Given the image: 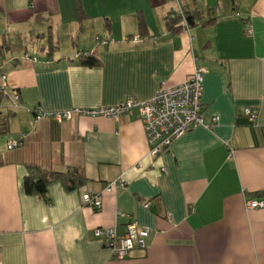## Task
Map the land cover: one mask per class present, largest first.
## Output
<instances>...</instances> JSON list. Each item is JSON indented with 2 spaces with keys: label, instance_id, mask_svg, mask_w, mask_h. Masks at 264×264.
Instances as JSON below:
<instances>
[{
  "label": "crops",
  "instance_id": "1",
  "mask_svg": "<svg viewBox=\"0 0 264 264\" xmlns=\"http://www.w3.org/2000/svg\"><path fill=\"white\" fill-rule=\"evenodd\" d=\"M183 1L81 0L79 20L78 0H0V36L11 45L0 76L21 96L0 111L13 113L0 133V264H264V210L245 207L246 196L264 197V0ZM179 6L203 13L189 33L167 27ZM135 34L142 42L126 40ZM81 51L101 64H78ZM196 67L205 70L211 126L182 134L156 160L138 117H53L149 100ZM247 106L258 110L255 121ZM23 133V145L8 149ZM30 164L79 169L87 182L67 190L53 181L48 200L27 194ZM86 191L101 196L99 210L84 203ZM132 219L150 229L145 246L113 259L95 230L115 227L122 237Z\"/></svg>",
  "mask_w": 264,
  "mask_h": 264
},
{
  "label": "built area",
  "instance_id": "2",
  "mask_svg": "<svg viewBox=\"0 0 264 264\" xmlns=\"http://www.w3.org/2000/svg\"><path fill=\"white\" fill-rule=\"evenodd\" d=\"M182 14V27L186 33L190 31V24L183 9L179 6ZM252 25L246 28V34L251 35ZM127 41L138 44L142 42L139 34L126 38ZM106 44L107 40L99 42ZM203 67H196L192 74L182 83L172 86H162L149 100H139L134 96H128L114 105H97L91 108H74L71 110L57 112L53 117L58 121L72 120L76 116H104L119 120L122 118L138 117L143 122L147 140L150 146V156L157 159L165 151L169 150L173 141L198 126H211L206 124L204 104L202 102L204 89ZM20 105V94L16 89H10L6 74L0 76V111L7 108L14 109ZM244 114L255 121L258 110L247 106ZM44 116L43 113L37 115V119ZM218 118L213 117V122ZM25 133L8 143V149H13L23 145ZM165 170V168H161ZM123 184V179L113 181L107 186L111 190L117 185ZM85 204L93 208H101L102 199L99 194L86 191L83 194ZM146 208L151 207L149 201L144 202ZM245 207L247 210H264V197L246 196ZM150 229L143 228L136 219H132L127 225V232L120 237L115 227L96 228L95 234L103 238L105 247L109 250L113 259H125L136 247L145 246V238L149 235Z\"/></svg>",
  "mask_w": 264,
  "mask_h": 264
},
{
  "label": "trees",
  "instance_id": "3",
  "mask_svg": "<svg viewBox=\"0 0 264 264\" xmlns=\"http://www.w3.org/2000/svg\"><path fill=\"white\" fill-rule=\"evenodd\" d=\"M185 16H192L194 25H197L199 20L202 18L201 11H184ZM78 14L79 20L85 18V12L82 7L81 0H78ZM215 18H212L206 22H203V25L210 24L213 22ZM182 14L179 11L172 12L166 18V24L170 31L173 33L179 32L182 28ZM139 27L142 32H144V21L142 18L139 20ZM132 36V35H130ZM52 37V36H50ZM51 50H54L56 46L54 43L50 44ZM11 49V45L8 42L6 36H0V57L5 56L7 52ZM78 64L87 66V67H97L101 64L100 59L96 55L95 52L88 51V52H79L78 54ZM18 91V90H17ZM19 92V91H18ZM20 94V93H19ZM21 101V96H20ZM13 113H8L7 115H0V133H5L8 131L9 120ZM53 181H61L64 187L67 190H74L79 188L80 186L84 185L87 182V178L85 177L84 173L79 169H72L66 172H58L49 169H44L38 165L30 164L28 166V173L24 177V190L27 194H38L48 200V191L49 185ZM256 195V194H255ZM256 197H263L262 194H257ZM99 210L100 208H94Z\"/></svg>",
  "mask_w": 264,
  "mask_h": 264
},
{
  "label": "water",
  "instance_id": "4",
  "mask_svg": "<svg viewBox=\"0 0 264 264\" xmlns=\"http://www.w3.org/2000/svg\"><path fill=\"white\" fill-rule=\"evenodd\" d=\"M187 20H188L190 26H193L194 25V21H193L192 16H188Z\"/></svg>",
  "mask_w": 264,
  "mask_h": 264
},
{
  "label": "rangeland",
  "instance_id": "5",
  "mask_svg": "<svg viewBox=\"0 0 264 264\" xmlns=\"http://www.w3.org/2000/svg\"><path fill=\"white\" fill-rule=\"evenodd\" d=\"M183 1V0H182ZM184 2V1H183Z\"/></svg>",
  "mask_w": 264,
  "mask_h": 264
}]
</instances>
